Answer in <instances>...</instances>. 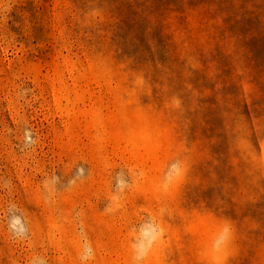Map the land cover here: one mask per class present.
<instances>
[{
	"label": "rangeland",
	"instance_id": "rangeland-1",
	"mask_svg": "<svg viewBox=\"0 0 264 264\" xmlns=\"http://www.w3.org/2000/svg\"><path fill=\"white\" fill-rule=\"evenodd\" d=\"M223 217L255 264L264 0H0V264H203Z\"/></svg>",
	"mask_w": 264,
	"mask_h": 264
},
{
	"label": "clouds",
	"instance_id": "clouds-1",
	"mask_svg": "<svg viewBox=\"0 0 264 264\" xmlns=\"http://www.w3.org/2000/svg\"><path fill=\"white\" fill-rule=\"evenodd\" d=\"M186 172H181L183 179ZM240 254V236L235 222L229 217L218 221L210 241L205 245L203 264H232ZM145 253L140 251L136 255V264H142ZM255 264H264V250L258 251L254 257Z\"/></svg>",
	"mask_w": 264,
	"mask_h": 264
}]
</instances>
